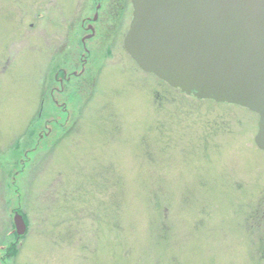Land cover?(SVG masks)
Here are the masks:
<instances>
[{"label": "rangeland", "instance_id": "obj_1", "mask_svg": "<svg viewBox=\"0 0 264 264\" xmlns=\"http://www.w3.org/2000/svg\"><path fill=\"white\" fill-rule=\"evenodd\" d=\"M56 16L0 0V264H264L259 115L128 57L64 81Z\"/></svg>", "mask_w": 264, "mask_h": 264}, {"label": "water", "instance_id": "obj_2", "mask_svg": "<svg viewBox=\"0 0 264 264\" xmlns=\"http://www.w3.org/2000/svg\"><path fill=\"white\" fill-rule=\"evenodd\" d=\"M125 47L147 72L200 99L259 114L264 150V0H134ZM21 235L23 216L15 215Z\"/></svg>", "mask_w": 264, "mask_h": 264}, {"label": "flooded vegetation", "instance_id": "obj_3", "mask_svg": "<svg viewBox=\"0 0 264 264\" xmlns=\"http://www.w3.org/2000/svg\"><path fill=\"white\" fill-rule=\"evenodd\" d=\"M54 1L57 15V29L59 34H61L62 45L58 50L62 59V65L64 64L61 68L64 81L66 79L69 82L72 79L69 77L74 76V74L79 79H82L83 77L81 76L85 70H88L90 74H94L95 76L100 71L96 69L94 72L92 66L95 64V61L106 62L108 59H116V57H121L122 59L124 57L132 58L129 51L126 50L125 39L134 19V0ZM42 15L41 13L40 19L42 18V21L45 22L46 31L49 17ZM67 60L71 62L73 67L70 74L68 65L66 64ZM80 66H82L81 70H77V67ZM55 89L53 87L52 92ZM14 212L13 217H15L16 213H20L18 210ZM24 220L26 231L22 235L18 233L15 218L10 225L12 230H14L13 234L16 238V241L13 243H18V240L28 232V216L24 217ZM10 246H15V244H10ZM12 253L15 254L14 249L10 254L7 253V255L1 256V258H10L13 255Z\"/></svg>", "mask_w": 264, "mask_h": 264}]
</instances>
